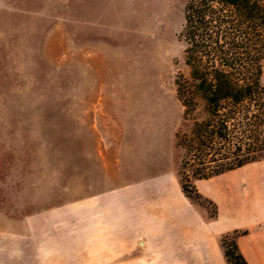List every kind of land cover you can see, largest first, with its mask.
Returning <instances> with one entry per match:
<instances>
[{"label":"rangeland","instance_id":"obj_1","mask_svg":"<svg viewBox=\"0 0 264 264\" xmlns=\"http://www.w3.org/2000/svg\"><path fill=\"white\" fill-rule=\"evenodd\" d=\"M186 2L0 0V264H102L86 208L95 149L101 165L112 142L121 160L169 154L202 117L200 102L185 119L176 94Z\"/></svg>","mask_w":264,"mask_h":264},{"label":"crops","instance_id":"obj_2","mask_svg":"<svg viewBox=\"0 0 264 264\" xmlns=\"http://www.w3.org/2000/svg\"><path fill=\"white\" fill-rule=\"evenodd\" d=\"M112 146L117 144L98 154L102 165L95 149L92 175L88 171L93 193L86 200L87 222L95 233L89 245L99 262L226 264L221 237L240 230L246 233L236 243L247 263L264 264V159L196 180L198 192L216 209L210 216L182 191L176 136L169 154L158 150L121 160ZM95 175L101 176L97 185Z\"/></svg>","mask_w":264,"mask_h":264},{"label":"trees","instance_id":"obj_3","mask_svg":"<svg viewBox=\"0 0 264 264\" xmlns=\"http://www.w3.org/2000/svg\"><path fill=\"white\" fill-rule=\"evenodd\" d=\"M178 37L188 68L176 78L184 118L202 103L190 133L176 134L192 162L184 174L181 160L180 184L188 198L208 203L194 180L264 159V0H187ZM245 233L221 237L226 264H248L236 243Z\"/></svg>","mask_w":264,"mask_h":264}]
</instances>
